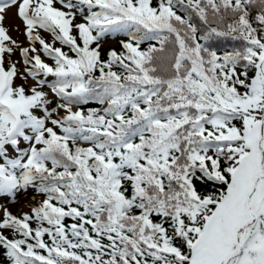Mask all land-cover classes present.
<instances>
[{"label": "snow or ice", "instance_id": "6c2138e0", "mask_svg": "<svg viewBox=\"0 0 264 264\" xmlns=\"http://www.w3.org/2000/svg\"><path fill=\"white\" fill-rule=\"evenodd\" d=\"M0 264H264V0H0Z\"/></svg>", "mask_w": 264, "mask_h": 264}, {"label": "rangeland", "instance_id": "374dc122", "mask_svg": "<svg viewBox=\"0 0 264 264\" xmlns=\"http://www.w3.org/2000/svg\"><path fill=\"white\" fill-rule=\"evenodd\" d=\"M14 11H15L14 9L9 11L7 23H12V24L19 23V21L15 20L14 18ZM13 35L15 36L16 33L14 32Z\"/></svg>", "mask_w": 264, "mask_h": 264}]
</instances>
